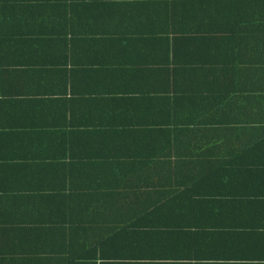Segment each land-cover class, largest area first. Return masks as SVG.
Returning a JSON list of instances; mask_svg holds the SVG:
<instances>
[{
    "label": "crops",
    "instance_id": "0c3cea01",
    "mask_svg": "<svg viewBox=\"0 0 264 264\" xmlns=\"http://www.w3.org/2000/svg\"><path fill=\"white\" fill-rule=\"evenodd\" d=\"M241 1L248 0H0V89L6 101L0 107V192L16 214L7 218L0 211V219L32 221L0 233V264H264V75L250 71L263 65L253 61L264 60V33L257 42L258 34L254 41L241 32L249 25L203 19L244 15L247 7L226 6ZM128 6L148 20L131 31L170 33V61L175 55L201 60L197 47L207 49L211 61L215 47L224 48L223 59L245 70L223 73L224 89L251 97V104L163 106L151 110L149 120L178 133L115 131L121 120L114 101L123 87L104 79L114 73L102 70L89 83L86 69L87 63L96 69L103 55L120 60L109 35L119 32ZM263 11L255 4L250 13L263 17ZM218 28L243 34L226 35L220 43L196 34ZM101 37H107L106 51L93 45ZM124 44L131 50V43ZM146 46L166 58L165 41ZM57 60L63 68L52 64ZM57 126H65L62 136ZM186 126L198 133L183 134ZM22 128L38 133L23 140ZM75 156L85 158L72 161ZM127 160L137 165L120 167ZM120 170L132 174V219H118L121 199L112 191L98 201L116 189L103 176ZM157 207L167 219H133Z\"/></svg>",
    "mask_w": 264,
    "mask_h": 264
},
{
    "label": "trees",
    "instance_id": "16d2710c",
    "mask_svg": "<svg viewBox=\"0 0 264 264\" xmlns=\"http://www.w3.org/2000/svg\"><path fill=\"white\" fill-rule=\"evenodd\" d=\"M255 4H262L264 6V0H248L246 1V3L242 2V5H239L238 3H226L227 7L231 6L233 9H236V7L240 8L241 6L242 8L247 7L245 10L246 13H244V15H231L229 17L204 16L203 19L205 21L208 20L207 24L227 25L229 23H239L249 25L251 28L250 30L241 32H248V34L253 38L254 41L255 36L257 37L258 34L259 36L257 42H259L260 34L264 33V15L263 17H255L251 15L250 11L253 9ZM126 10V14H120L119 32L117 34L109 35L110 39H113L118 44L117 48L120 53V60L118 62H113L110 56L103 55V62L101 64H98L96 69H93L95 68V64L90 63H87L86 69V79L89 83L94 81L90 79V75L96 72L97 70V73H102V70L105 73L108 72V75H110L112 72L114 73L113 78L104 79H107L109 82H111L112 80L118 82L123 87V89L120 90V97L114 101L118 109L117 116L121 120L119 128L115 131H117L119 134L132 135H161L178 133L175 129L167 128L166 126H161L159 123L149 120V114L151 110L159 109L163 106H173V109H176L177 106L181 104H199L201 106H238L242 104H251V97H241L239 93L233 94L228 89H224L225 83L222 78L223 73H244L245 71L244 69L239 67L240 65H232L230 58L227 61L225 60V58L223 59L222 53L224 51V48H222L221 46L215 47V60L211 61H208L205 58V55L207 54V49H204L203 47L195 48L196 55L202 56L201 60L195 59L186 61L184 59H178L175 55L173 60L170 61L169 56L171 54L170 52L172 51L173 41V39L169 37L170 33L165 32L163 33L165 35H159L154 31H131V26H134L137 21H143V19L138 17V15H132L130 6H128ZM258 19L260 23H257ZM143 22L148 23V20H145ZM256 24L259 26H256ZM143 27L144 26H141L139 28ZM241 32L232 33L228 32L224 28H218L212 31V33L206 31L200 33L198 31L196 34H204L203 38L207 40L213 39L214 43H218L220 39H223L226 35H242L243 33ZM100 36H102V34H100ZM158 36H161L162 38ZM106 39L107 37H101L100 39H98L100 41L96 42V39H94V47H96L95 45L99 44V47L96 48L103 47L102 50L106 51V47L104 45V43L107 41ZM182 39L192 40L190 38ZM154 40L165 41V44L167 46L165 48L166 58L164 60L159 57L160 51L158 49L154 50L146 46L147 43L153 42ZM194 41L199 43L201 42V39L197 38V40ZM223 41H231V38ZM124 42L128 44L131 43V50L130 46L125 47ZM249 47L254 51L256 49H254V47L252 48L251 45ZM130 51L131 57L129 54ZM253 63H263V65H260V67L257 68H252L250 69V71L256 73H263L264 75V60H254ZM52 64L54 66L63 68L65 62L63 60H57L52 62ZM246 71H249V67H246ZM55 73L56 75H58L59 71H55ZM203 75H210L213 76V78H203ZM109 82H106L103 85H108L110 84ZM4 98L5 96L1 93L0 89V107L6 106V101ZM260 101H262V103L264 104V98H262V100ZM59 102H61L60 105H63L65 107V103L62 100ZM129 109H132V115L128 113ZM225 114L227 113L221 111L220 115L222 116ZM122 117H126L125 121L122 120ZM64 127L65 126H57L58 130L56 131V133L59 136H62L64 134ZM34 129L36 128H29V130H26V128H22L23 135L19 137H23V140L34 139L38 133L34 132L36 131ZM260 129H262L264 132V125H262ZM181 130L183 134H186L187 132L191 134L198 133L197 128H195L194 130L189 126H186V128H182ZM220 132L221 129L218 128V133ZM4 133V131H0V141L2 138L1 136H3ZM73 133L83 134L81 132ZM84 133L92 134L93 132L89 130L84 131ZM199 133H204V130L199 128ZM39 134L41 133L39 132ZM11 137L15 138V136L7 135L8 140H13ZM81 158L85 157H71L72 161ZM127 159L132 158L128 157ZM51 161H55V159L51 158ZM101 164L103 165V162H101ZM43 165L51 166L49 164ZM86 165L89 167L96 166L95 164L93 165L91 163H86ZM136 165L137 162H132V160H130L127 163H123L122 165H120V167H132ZM11 166V163L7 165V167ZM103 166H105V164ZM103 177H107V183L116 189L105 192L101 197H99L98 195V201L106 197V195L111 196L109 194H111L112 191V197L121 199V201L119 202L120 208H118L117 210V215L119 217L118 219H132V208L130 207L132 187H130V185L128 184V177L132 178V174H126L122 170H120L119 173L116 172L114 174L105 175ZM122 190H125L127 193L124 192L117 194L118 191ZM3 196L7 195L0 192V211L5 217L10 218V216H14L16 214L12 206L3 204L2 201L6 200L8 197ZM89 200H94V194L89 197ZM153 210L154 211L149 213L148 209H145L144 211H142V213H138L133 219H167V217L163 214L162 208L157 207ZM175 210L182 211L179 209H173L172 211ZM30 224H32V221L30 220L29 223L28 219H0V233L7 232L11 229H16L18 226L30 227ZM28 230H30V228ZM32 230L33 229H31V231Z\"/></svg>",
    "mask_w": 264,
    "mask_h": 264
}]
</instances>
